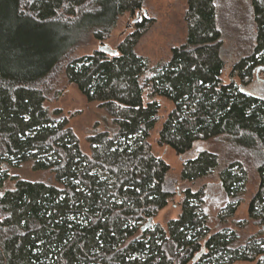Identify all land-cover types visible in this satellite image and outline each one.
<instances>
[{"label":"trees","instance_id":"16d2710c","mask_svg":"<svg viewBox=\"0 0 264 264\" xmlns=\"http://www.w3.org/2000/svg\"><path fill=\"white\" fill-rule=\"evenodd\" d=\"M146 1L0 0V264H264V240L214 228L203 190L177 192L149 144L164 100L173 107L160 146L181 158L222 146L184 160L181 181L216 180L229 201L224 222L253 170L248 213L264 227V100L246 91L264 67V0H250L251 39L238 50L227 48L216 0H189L186 42L166 61L151 65L136 51L145 17L116 56L73 57L86 34L106 40ZM60 74L112 119L88 137L89 154L62 110L47 107L61 94ZM27 163L53 180L11 176ZM179 195V217L155 223Z\"/></svg>","mask_w":264,"mask_h":264},{"label":"rangeland","instance_id":"374dc122","mask_svg":"<svg viewBox=\"0 0 264 264\" xmlns=\"http://www.w3.org/2000/svg\"><path fill=\"white\" fill-rule=\"evenodd\" d=\"M188 1L147 0L145 2L143 10L140 12L144 17V11L146 10L151 23L138 43L136 51L139 55L144 56L151 65L168 60L171 50L186 42ZM216 7L219 26L224 34L227 48L238 50L241 47H247L251 39V31L249 29L252 21V7L250 0H216ZM136 17L137 13L124 14L119 19L114 31L104 41L95 39L94 33L86 34L82 42L73 49V57L91 55L99 50L101 46H110L112 49L118 50L120 44L136 30L137 23H134ZM223 79L225 82L231 81L228 72L225 73ZM59 80L57 92L61 94L48 102L47 107L51 112L57 109L62 110L63 115L71 122L69 126L77 135L82 150L89 154L88 137L96 132L111 130L112 119L106 110L102 109L100 103L89 102L75 85L67 83L62 74L59 75ZM234 80L239 83L236 77H234ZM246 91L264 100V67H259L255 71ZM172 107L170 103L164 100L161 101V120L151 133L149 144H151L153 152L157 156L163 157L166 163L170 165V178L172 181L177 182V192H182L189 188L194 191L202 189L204 193V202L202 204L214 228H229L236 231L242 239L256 236L264 240V227L256 225L248 213L249 202L256 193L259 183L258 177L253 170L249 174L245 191L238 196L239 203L236 214L231 218H227L224 222L222 221L225 216L223 208L229 201L216 180L205 178L193 183L181 181L184 160L192 159L199 150L211 149L218 151L219 149L221 150L222 146L217 147L213 143L201 144L197 146L196 152L191 151L183 158L177 156L171 149L160 146L158 143L161 124ZM10 172L13 178L21 180L41 182L53 180L52 175L48 172L38 173L33 171L30 163L24 164L21 168ZM14 184L15 182L9 181L6 185V190L14 188ZM181 199L180 195L176 196L159 213L155 223L167 227L170 220H176L181 213V208L178 205ZM221 218L222 220H220Z\"/></svg>","mask_w":264,"mask_h":264},{"label":"water","instance_id":"95a60500","mask_svg":"<svg viewBox=\"0 0 264 264\" xmlns=\"http://www.w3.org/2000/svg\"><path fill=\"white\" fill-rule=\"evenodd\" d=\"M144 17L145 18H149V14H148V12L146 10L144 11ZM142 18H143L142 13L138 12L134 23L140 22L142 20ZM99 51L105 52V53H107L110 56H116L118 54L117 50L112 49L110 46H101L99 48ZM150 224L151 225L153 224L152 220H151Z\"/></svg>","mask_w":264,"mask_h":264}]
</instances>
